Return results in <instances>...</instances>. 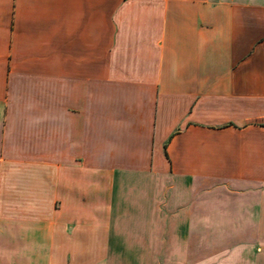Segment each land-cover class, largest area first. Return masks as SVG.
Masks as SVG:
<instances>
[{
  "label": "crops",
  "instance_id": "obj_1",
  "mask_svg": "<svg viewBox=\"0 0 264 264\" xmlns=\"http://www.w3.org/2000/svg\"><path fill=\"white\" fill-rule=\"evenodd\" d=\"M0 264H264V0H0Z\"/></svg>",
  "mask_w": 264,
  "mask_h": 264
}]
</instances>
